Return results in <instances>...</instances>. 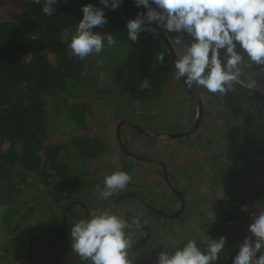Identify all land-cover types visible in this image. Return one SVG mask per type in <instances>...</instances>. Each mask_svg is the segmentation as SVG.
Returning <instances> with one entry per match:
<instances>
[{
  "label": "trees",
  "instance_id": "trees-1",
  "mask_svg": "<svg viewBox=\"0 0 264 264\" xmlns=\"http://www.w3.org/2000/svg\"><path fill=\"white\" fill-rule=\"evenodd\" d=\"M86 3L102 6L98 0H58L53 5L54 13L46 16L42 13L44 0L40 4L33 3V0H0V264L1 259L9 256L3 231L23 229V224L32 220L33 214L45 217L42 221L46 222L39 232L49 235L59 229L58 219L48 214L47 205L51 207L48 204L51 198L42 202L41 193L30 194L28 198L32 203L27 207L22 205L21 198H25L28 186L36 184L39 188H34L40 191L65 197L78 196L79 193L81 199L84 189L91 187L93 190L97 184L102 187L103 178L119 170L114 167L115 162L111 161L109 154V124L118 122L125 114L133 116L137 112L136 102L131 100L133 96L142 98L144 102L153 99L150 93L147 96L141 93L139 85L146 76L138 77L135 58H126L129 54L137 55L139 63L144 61L147 66L151 65L157 71L160 88L163 87V94L142 109L149 112L150 117L177 109L186 99L190 100L193 108L196 106L181 80L174 78L171 57L163 42L146 32L140 34L136 43L127 39L124 24L138 11L133 0H124L125 4H122V8L126 7L128 11L106 10L108 23L94 29L112 34L116 41L108 48L106 46L107 63L104 53L83 61L74 57L68 43L82 18L81 6ZM13 5H17L15 10ZM166 36L177 57L183 49L174 41L177 36L183 39L184 34ZM161 52L165 53L163 62L158 59ZM129 61L133 62L129 65ZM88 62L92 66L90 72L86 70ZM259 68L255 64L246 66L245 73L255 75ZM127 69L130 75L122 76ZM171 83L178 86L180 92L168 89ZM193 86L203 107L200 131L203 132L208 123L219 122L218 131H224L225 140L229 141L224 153H220L221 156L208 155L205 145V149L201 148L202 153H194V160L191 159L193 153L183 149V143H175L190 139L191 135L175 141L151 140L169 144L167 153H164L168 161H163L167 172L169 163L187 176L191 172L201 173L197 166L194 167L195 163L202 165L199 167L204 171H212L209 183L218 182L222 194L215 196L212 213H203L204 228L198 233L204 238H199L197 243L203 247L208 236L226 237L218 264H231L236 246L244 238L251 222V213L264 210V79L254 88L239 82L234 91L222 98ZM60 119L70 124L64 135L69 129L72 130L71 135L66 140L51 142L55 135L52 133L54 124L61 123ZM172 125L171 130L164 131L184 130L174 122ZM127 131L124 129L123 133ZM188 149L192 148L189 146ZM69 151L73 152L70 154L72 159L68 157ZM213 157L218 160L212 168ZM209 159L211 162L207 166ZM96 161H102L106 167L92 171ZM146 172L139 171L142 180L153 177L150 170ZM25 174L30 176V180L25 179ZM189 178L198 180L197 177L195 180ZM206 195V192L200 195L201 201L208 202ZM245 207L247 211L243 210ZM158 215L162 219L159 226L152 228V235L130 254V258L138 261L137 264H156L161 246H154V239L158 238L155 233L162 227L171 231L170 220L177 217L169 219ZM27 227L32 228L30 225ZM69 232L68 223L61 240L43 242V245L49 249L62 247L64 241H70ZM172 244L182 246L178 243L164 246ZM67 248H71L70 242ZM66 250L55 253L56 257H61Z\"/></svg>",
  "mask_w": 264,
  "mask_h": 264
},
{
  "label": "clouds",
  "instance_id": "clouds-1",
  "mask_svg": "<svg viewBox=\"0 0 264 264\" xmlns=\"http://www.w3.org/2000/svg\"><path fill=\"white\" fill-rule=\"evenodd\" d=\"M67 2V0H65ZM40 4L41 0H33ZM58 0H44L42 13L51 16ZM124 0H98L97 6H81L82 18L71 35L68 48L83 61L101 56L106 46L116 43L112 34L94 29L108 23L106 10H118ZM138 9L134 18L124 24L127 39L136 43L141 33L160 39L161 33H182L174 43L183 51L173 61L174 78L188 87L203 88L224 97L241 82L244 67L264 66V0H133ZM165 53L158 59L163 62ZM148 89L147 78L139 85ZM200 126V125H199ZM126 144V143H125ZM122 150V149H121ZM130 173L116 170L96 185L95 196L108 201L114 194L127 191ZM247 211V208H243ZM251 222L231 264H264V210L251 213ZM139 224L108 208L90 212L70 226V246L87 264H134L130 258L133 247L127 229ZM226 237L208 236L203 247L195 239L182 246L161 245L156 264H218Z\"/></svg>",
  "mask_w": 264,
  "mask_h": 264
},
{
  "label": "rangeland",
  "instance_id": "rangeland-1",
  "mask_svg": "<svg viewBox=\"0 0 264 264\" xmlns=\"http://www.w3.org/2000/svg\"><path fill=\"white\" fill-rule=\"evenodd\" d=\"M123 4H125V3H123ZM16 7H17V5H13L14 10L16 9ZM123 9H126V7L122 8V6H121L119 8V10H121V11H123ZM126 11H128V10L126 9ZM10 12H12V11H10ZM117 13H118V10H117ZM117 16H119V15L117 14ZM157 40L160 41L159 39H157ZM107 48H108V46H107ZM103 53H104V60L107 63V54L108 53L106 50ZM131 57L135 58L134 64H135V66H137V69H138L137 70V74H139L138 77L141 75H144V76H146V78L150 82L151 87H149L148 89L141 90V93H144L145 96H147L150 93L151 96L153 97V99H151L147 102H144V100L142 98H138V97L136 98L133 96V98L131 100L134 103L136 102V107H137L136 111L137 112L133 116L130 114H125V115H123V117L120 118L119 121L127 120V121L134 122V120H135V122L141 123L143 126H145L147 129L151 130L152 132H164V129L171 130L172 126H173L172 122H174L178 126L182 127V129H184L182 131H185L188 127H190L192 125L194 119L196 118L197 106H194V108H193L192 105L190 104L191 103L190 100L186 99L177 109L168 110L167 112H163L162 114H156V115L150 117L151 114L149 112H145L142 109L145 108L147 105H151L154 102V100L159 97V95L161 96L163 94L162 93L163 87L160 88L159 80L157 79V71L152 69L151 65L147 66L146 62H144V61L139 63V61L136 60L137 55L129 54L126 58L128 59ZM104 60H102V61L104 62ZM132 62L133 61H129V65ZM91 68H92V66L88 62L87 66H86L87 72H90ZM245 71H246V69L243 68V72H242V76H241L240 81L247 86L254 85V76H253L252 72H250L249 74H247L245 76ZM103 73H105V72H103ZM130 73L131 72H129V70L127 69L126 71H124L122 73V76L128 77V75H130ZM243 76H245V77H243ZM99 79L103 80L104 77H100ZM168 89H174L175 92H180L179 87L175 86L174 83H171L168 86ZM165 90L166 89H164V91ZM183 97L185 99L184 95H183ZM192 101H193V99H192ZM193 104H194V102H193ZM127 107H126V109H127ZM139 107H140V109H138ZM105 109L108 110L109 107L106 106ZM190 113H193V114H190ZM60 120H61V123H55L54 124V130L52 131V133H54L55 135L52 136L51 142L60 141L59 139L66 140L71 135V132H72L71 129H69L64 135L65 130L67 128H69L70 124L66 123V121H63L62 119H60ZM119 121L116 123H110L109 124L108 137H109L110 142H111V144H110L111 150H110L109 154L112 155L111 161L115 162L114 167L118 168L119 170L126 171L123 169V168H125L124 164H126V161H128L126 158V153L123 150H122V152L120 151L121 147L119 146V142H118V139L116 137L117 136L116 135L117 126H118ZM178 122H181V124H178ZM218 125L220 127L219 122L218 123H208V126L205 127L203 132H201L200 128L198 127V129L195 130L191 134L190 139L180 140V141L175 142V143H183V145H184L183 149L187 150V152L193 153V157L191 159H194V153H197V154L202 153L201 148L202 147L204 148L205 145L207 146V150L205 152L208 155L211 154V155H215V156H221L220 153H222V152L224 153L223 150L226 147V144L229 143V141L225 140L226 137H225L224 131H218V128H217ZM156 128H158V129H156ZM128 132L131 135L127 134ZM174 132H176V131H174ZM127 133L126 132L123 133L124 141H125L127 147H128V145H130L132 147L134 144L132 142L135 141L137 148L138 149H144L143 154L146 155L149 153V150L151 152H156V150L154 149V146L157 145L156 148L159 149V151H158L159 154H158V156H156L159 158H157V159L162 160V161H168V157H166V155L164 154V153H167L168 147L165 148L164 146H162L158 143L152 142L151 138H147V137H144L142 135L138 136L137 133L133 134L132 131H127ZM203 134H205V135H203ZM176 139H178V138H176ZM176 139H174L173 141H175ZM201 145H204V146H201ZM189 146L192 149H188ZM128 150L130 152L134 153L129 148H128ZM70 154H73V152L69 151V153H68V157L70 159H72L70 157ZM162 154H164L165 157H163ZM203 155L204 154H202L200 156V158ZM163 158H165V159H163ZM212 160L215 161V158L213 157ZM210 162H211V159H209V162L206 161V165L208 166L210 164ZM231 163H235V162L231 161ZM192 165H194V164H192ZM169 166H170L169 168L171 170L168 169L167 173L170 176L172 183L175 186V188L184 194L185 202L188 203V206L183 207V209H182L183 213H182L181 212V206H180L181 203H179V199H178V197H177V195L173 189V186H170V184L168 183V180H167V182H166L167 186L164 185L165 188H163L162 191L157 193V196H154L153 200H155V203L158 207H160L162 209L165 208L164 210L168 213L169 216H175V217L177 216V218L178 217L179 218L177 219V221L174 224H172L173 226H171V228H172L171 231L169 229H166L165 227H162L158 230L157 233H155V235H158V238L154 239V246L166 245L167 243L168 244L169 243H178L179 245H183V243H187V241L189 239H195L196 241L199 238L203 239L204 235L203 234L199 235V233H198V230H201L204 228V226H203L204 220L202 219V217L204 216L203 213H205V212L206 213H212L211 207H212L213 201L215 199V196L222 194V189L219 186L218 182L209 183V182H211L209 180V178H212L211 175H213L212 171L209 172V171L202 170L199 167L202 165L195 163L194 167L197 166L199 168L198 170L201 173L191 172L189 174V176L182 175L179 172V170H177L176 168L174 169V166L171 167L172 163H169ZM213 166H214V163L212 162L211 167L213 168ZM96 167H98V164H96V166H94V168H96ZM149 167H151L149 169H154L155 175H161L162 171H161L160 167H158L156 165H151ZM141 171H144V174L146 172L145 170H141ZM126 172L130 173L132 176V181L129 183L127 191H121V192L117 193V195L112 199L113 201H111V203H110V202H107L105 200L98 199L94 194L95 189L92 190V188H91V189H89V191L95 197L92 198L90 202L93 204H97L98 207L101 209L108 208L109 205H111L113 210L116 211L119 215L128 216L125 218H129V216L133 217V218H138L139 214L137 213V211L135 209H134V211H131V210H128V207H127L124 211V208L126 206L124 208H121V210H120L118 208V205H117V202H118V199L120 196H125V195H129V194L133 195L134 193L137 192L136 191L137 190V184H134L135 181H133V177L135 180V175H133V173H132L133 170H131V168H128V171H126ZM25 175H26L25 179L30 180L29 179L30 176L28 174H25ZM189 177L193 178L194 180L197 177L198 180L192 181ZM94 179L95 178H93V180ZM151 180L149 179L148 182ZM157 181H159V180L154 179V184ZM227 182L229 183L228 180H227ZM204 184H205V186H203ZM201 186H203L202 191H200ZM34 187L39 188V186H37L36 184H31L30 186H28L27 192H25V194H24L25 198H21L22 199L21 200L22 205H25V207H27V205L30 204L31 200L28 198V196L30 194L41 193L40 199L42 200V202H44L46 200V198L47 199L51 198L50 202L49 203L47 202L51 206L49 208V206L47 205L48 214H51L52 218L54 217V218L58 219L59 223H61L62 218H63V212L65 210V208L63 207V205L61 203V199H60L62 196L54 195L53 193H51L49 191H40ZM204 192L207 193V195H206L207 200L206 201H208V202L201 201L200 195L203 194ZM137 193H140V192H137ZM150 193L151 192H149V195H150ZM77 197L79 200H85V196H83V198L80 199L81 196L79 193H78ZM163 200H169V202H163ZM197 202H199V203H197ZM86 203L89 205L88 201ZM69 205H71V204H68V206ZM130 208H131V206H130ZM73 210H74V208H73ZM182 214H184V215H182ZM156 215H150L152 217V219H150V223H147L149 225H152V228H154V229H156L159 226L158 222L162 221L161 218H158V216H160V215H157V216ZM165 217H167V216H165ZM31 218H32V220H28V221H26V223L23 224V226H22L23 229H21V230L18 229L14 232L13 231H3L2 232L5 235L4 241L8 247L7 253H9L8 257L1 259L2 264L3 263L32 264L30 262L29 253H28L29 236L32 235L33 233L39 232V229L43 226V223H45L46 221L43 222L42 220H45V217H40L39 214H33V216ZM133 218H130V219H133ZM145 219H143V220H145ZM27 225H30L32 228H28ZM54 231H55V229H54ZM58 231L59 230L57 229L56 234L58 233ZM135 231H136V229L133 227V225H130V227L127 229V232H128V235L132 241V244H134V242L137 241V239H138V236L134 235ZM47 232H49V231H47ZM69 238H70V236H69ZM68 240H70V239H68ZM68 242H70V241H66L67 244H68ZM149 244H150V242H149ZM47 248H49V247H45L43 245V243L35 242V250L33 251V258H34V261L36 264H87V263H84L82 260L78 261L76 258L72 257V256H77V255L75 253H73L72 251H71V253H69V251H67V250L61 255V257L58 256V258L55 257L53 259L51 255L55 254L56 251L52 250V249H47ZM61 248L62 247H58V250L61 251ZM142 253H144V252H142ZM0 254H1V252H0ZM144 254L147 255L146 253H144ZM75 259L77 261H75ZM131 259L133 260V258H131ZM133 262H134V264L138 263V261H136V260H133ZM140 264H145V263H140Z\"/></svg>",
  "mask_w": 264,
  "mask_h": 264
},
{
  "label": "crops",
  "instance_id": "crops-1",
  "mask_svg": "<svg viewBox=\"0 0 264 264\" xmlns=\"http://www.w3.org/2000/svg\"><path fill=\"white\" fill-rule=\"evenodd\" d=\"M247 74H249V73H245V76ZM245 76H243V77H245ZM199 128H200V126H199ZM132 143H134V144H133V148H131V150L135 151L134 152L135 154L144 155L143 154L144 149H138L137 146H136V142L135 141H133ZM158 144L164 146L165 148H166V146H169V144L165 145L164 143H158ZM156 146L157 145L154 146V149L156 150V152H151L149 150V153L146 154V156L154 157L156 159L159 158V157H156L159 154L158 153L159 149H157ZM120 151L122 152V150H120ZM126 158H127L128 161H126V164H124L125 165V169L128 170V168H131V170H133L132 173H133V175H135V180H134V177H133V181H135L134 184H137V190L136 191L137 192H140V193H137L136 192L133 195H130L129 194V195H125V196H120L119 199H118L117 205H118V208L120 210H121V208H124L126 206L124 208V211L128 207V210L134 211V209H135L137 211V213L139 214L138 220H139V223L140 224L135 225L136 227H134L136 229V231L134 232V235H137L138 236L137 241L134 242V245H135L136 243H138L139 241H141L143 239V237L145 238L146 236L152 235V225H149L147 223H150V219H152V217L150 215H156V214L158 215V213H156L155 211H153L152 209H150L142 200H144L146 202H149V203L150 202L153 203V206L155 208H157L158 206L157 205H156L157 207L155 206L154 201H153V197L154 196H157V193H159L160 191H162L163 188H165L164 185L167 186V183H166L167 182V179L166 178H163L162 173H161V175H155L154 169H149V168H151L149 166L153 165V163L151 164V163H145V162L137 161L136 159H133V158L129 157L128 155L126 156ZM217 160L218 159H215L214 164L217 163ZM105 167H106L105 165H102L100 168L102 169V168H105ZM140 170H145V171L146 170H150V172L152 173V176L153 177L155 176V177L154 178L153 177H150L149 179L150 180L152 179V180L149 181V182H148V180H142L140 178V176L138 175ZM146 173H148V172H146ZM154 179L155 180H159V181H157L154 184ZM89 189H84L83 190V196H85V200L73 199L71 196H68V197H65L64 196V197H61L60 198L61 199V203H62V205H63L64 208H66L69 203L72 204V202L74 200H77L78 202H81L82 205H84V208H82L79 205H74L73 207H71L69 209V211L67 213V224L69 223L70 226H71V224L74 221L83 218V216H85V212L88 214L90 212H96V211L102 210L101 208L98 207L97 204H93V203L90 202L91 199L94 198L95 196L89 191ZM149 192H151L150 195H149ZM179 192L181 193V195L183 197V200H184L183 201V203H184L183 204L184 205L183 207H187L188 206V203L185 202L183 193L181 191H179ZM116 195H117V193L114 194L113 197H111L110 200H108L107 202L113 201L112 199ZM177 197H178V195H177ZM178 199H179V197H178ZM87 201L89 202V205L90 206L86 203ZM163 202H169V200H163ZM179 203H180V200H179ZM130 206H131V208H130ZM73 208H74V210H73ZM157 209H159V210L167 213L164 210L165 208L162 209V208L158 207ZM181 212H182V210H181ZM182 215H184V214H182ZM165 216H167V215H163L161 217L166 218ZM167 217L169 219L172 218L170 216H167ZM158 218H160V217H158ZM173 218H175V217H173ZM178 218L176 217L175 219L170 220L171 221L170 222L171 223V226H173L172 224H174L177 221ZM143 219H145V220H143ZM66 227H67V225H66ZM147 230L149 231V233L147 232ZM53 231H54V229H53ZM34 244H35V242H34Z\"/></svg>",
  "mask_w": 264,
  "mask_h": 264
},
{
  "label": "water",
  "instance_id": "water-1",
  "mask_svg": "<svg viewBox=\"0 0 264 264\" xmlns=\"http://www.w3.org/2000/svg\"><path fill=\"white\" fill-rule=\"evenodd\" d=\"M161 42L164 43V45L166 46V49L168 50L170 57H171V62L173 65V61L176 58V56L174 55V53L172 52V48H171V44L170 41L168 39V37L166 36V34L161 33V38L159 39ZM182 84L184 85L185 89L187 90L188 94L192 97L193 102L196 104L197 106V114H196V118L194 119L192 125L190 127H188L185 131H178V132H152L151 130L141 127L139 125H136L130 121L127 120H121L118 123L117 126V133H116V137L118 139L119 142V146L121 147V149L126 153V155H128L129 157L136 159L137 161H141V162H145V163H153V165H157L161 168L162 171V175L163 178H166L168 180V183L170 184V186H173V189L176 193V195H178L180 203H181V210L183 208V197L181 195V193L175 188V186L172 183V180L170 178V176L168 175L167 171H166V166L164 164V162L162 160L156 159L154 157H150V156H146V155H138L135 153H132L128 150V148L126 147L125 141H124V136H123V130L127 129L129 131L138 133L144 137L147 138H151L154 140H161V141H172L176 138H181V137H186L191 135L195 130L198 129L201 120H202V116H203V107L201 104V98L199 93L197 92L196 88L194 86L192 87H188L187 85L184 84L183 80H181ZM150 209H152L153 211H155L158 214L161 215H167L168 214L162 212L161 210L153 207L149 202H146L144 200H142ZM81 205L82 208H84V205H82L80 202H76L72 205H69L65 208L64 212H63V218H62V222H61V226H60V230L59 232L54 235V236H46L44 234H39V233H34L32 235L29 236V244H28V253H29V259L30 262L32 264H36L33 258V241L34 240H40L42 242H53L56 239L61 238V236L65 233L66 231V225H67V213L69 211V209L71 207H73L74 205ZM87 213L85 212V215ZM170 217H175V216H170ZM147 232L149 233V231L147 230ZM148 236H146L145 238H143L141 241H139L138 243H136L135 245H133L130 254L137 248L139 247L141 244H143Z\"/></svg>",
  "mask_w": 264,
  "mask_h": 264
},
{
  "label": "flooded vegetation",
  "instance_id": "flooded-vegetation-1",
  "mask_svg": "<svg viewBox=\"0 0 264 264\" xmlns=\"http://www.w3.org/2000/svg\"><path fill=\"white\" fill-rule=\"evenodd\" d=\"M131 122V121H130ZM132 123H134V124H136V125H139V126H141V127H144V128H146L145 126H143L141 123H138V122H132ZM133 133H135V132H133ZM127 147V146H126ZM127 148H129L130 150H131V148H133V146L131 147L130 145H128V147ZM131 151H133V150H131ZM133 152H135V151H133ZM112 156V155H111ZM127 156V155H126ZM96 164H98V167H96V168H94V166H96ZM103 165V162L102 161H96L94 164H93V168H92V171H95V170H97L98 168H100L101 166ZM60 196H62V195H60ZM73 199H78V197L76 196V195H70ZM62 197H64V196H62ZM148 201V200H147ZM154 201V204H155V206H156V203H155V200H153ZM76 202H78L77 200H74L73 202H72V204H74V203H76ZM69 204H71V203H69ZM71 204V205H72ZM150 204L153 206V203H151L150 202ZM79 205V204H78ZM80 206V205H79ZM154 207V206H153ZM124 217H128V216H124ZM130 218H133V217H130L129 216V218H126V219H128L129 221H131L132 219H130ZM140 224V223H139ZM131 225H133V227H136L135 225H137V224H131ZM60 226H61V223H60V225H59V229L58 230H60ZM59 232V231H58ZM37 233H39V234H43V233H41V232H37ZM34 234V233H33ZM44 235H46V236H54V235H56V232L53 234H50V235H47V234H44ZM65 235V233L61 236V238L63 237ZM61 238H59V239H56L55 241H58V240H61ZM35 241H38V240H34L33 241V251H34V248H35V244H34V242ZM54 241V242H55ZM40 243H43L42 241H39ZM66 245V246H65ZM68 245H69V242H68V244L64 241L63 242V244H62V250L61 251H59L58 250V247H61V246H58L56 249H55V251H56V253L57 254H59V252H62V251H64V250H66V247H68ZM134 245V244H133ZM47 249H49V248H47ZM52 250H54L53 248H51ZM59 251V252H58ZM67 251H69V253H71V248H67ZM52 256V258L54 259L55 257H56V254H53V255H51ZM73 257V256H72ZM58 258V257H57ZM76 261V260H75Z\"/></svg>",
  "mask_w": 264,
  "mask_h": 264
},
{
  "label": "built area",
  "instance_id": "built-area-1",
  "mask_svg": "<svg viewBox=\"0 0 264 264\" xmlns=\"http://www.w3.org/2000/svg\"><path fill=\"white\" fill-rule=\"evenodd\" d=\"M253 76H254V85H252V87L254 88V87H257L260 81L264 79V66H260L257 73Z\"/></svg>",
  "mask_w": 264,
  "mask_h": 264
}]
</instances>
